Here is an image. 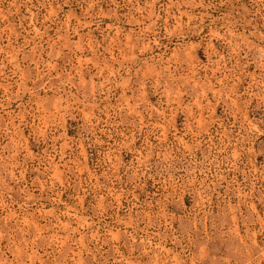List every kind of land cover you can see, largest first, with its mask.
Returning <instances> with one entry per match:
<instances>
[{
  "label": "rangeland",
  "instance_id": "374dc122",
  "mask_svg": "<svg viewBox=\"0 0 264 264\" xmlns=\"http://www.w3.org/2000/svg\"><path fill=\"white\" fill-rule=\"evenodd\" d=\"M0 264H264V0H0Z\"/></svg>",
  "mask_w": 264,
  "mask_h": 264
}]
</instances>
